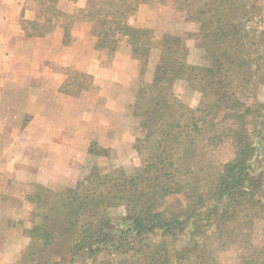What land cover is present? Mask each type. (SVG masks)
<instances>
[{
    "label": "trees",
    "instance_id": "1",
    "mask_svg": "<svg viewBox=\"0 0 264 264\" xmlns=\"http://www.w3.org/2000/svg\"><path fill=\"white\" fill-rule=\"evenodd\" d=\"M28 1L34 4L36 12L34 19L23 23L29 37L44 36L61 27L64 43L68 44L75 23L82 22L97 38L95 48L108 55L118 52L123 46H130L132 57L140 58L146 66L153 44L162 49L153 85L147 86V89L146 85H142L135 103L137 110L142 108L141 126H147L149 131L145 166L128 176L123 170H105L95 165L89 175L65 191H69L68 195L40 186L49 193L45 201L48 211L37 215L41 221L32 227L31 238H39L48 248L55 245L58 237L63 238L68 247V258L63 264H113L121 256H132L131 264H172L169 261L171 252L157 250V236L173 240L190 225L195 235L193 240H197L202 229L213 227L218 231L220 229L230 242L237 245L232 238L234 230L231 224L248 218L250 212L264 211V103L234 107L237 96L231 93L235 90L231 77L235 75H229V71L234 70L246 84L264 78V73L253 70L251 61L240 56L239 42L232 44L226 40H235L231 31L239 32L238 20L245 18L249 21L255 13L225 22L222 19L224 10H221L215 13L214 19L204 22L205 15L212 13L208 6L197 7L198 0H170L174 2L175 9L187 13L188 19H202L203 24L214 26V33L217 30L214 34L217 43H212L208 33L205 34L211 65L195 72L192 66L185 63L187 50L181 40L173 37L166 41L157 40L150 35L151 29L138 25L139 7L148 0H73L72 10L66 7L70 0ZM244 2L248 4L249 1ZM246 4L242 8H246ZM251 9L256 10V4ZM257 59H264L263 54L258 53ZM260 70L264 71V68ZM76 73V79L71 77L63 83L62 92L79 96L83 90L89 89L87 83L77 81V77H86L87 73ZM177 76L189 85L194 84L193 87L204 94L210 93L205 94L206 97L213 95L217 101H224L229 105L228 112L233 113V131L220 134L225 133L230 139L228 142L231 143L233 157L212 173L205 184L189 176L191 167L186 164V157L181 155V150L188 151L197 145L193 138L183 135L185 125L182 124V113L170 115L174 109H184L190 117L185 122L200 129L210 124L205 119L200 125L193 120L194 114L209 116L211 112L206 109L201 111L200 107L185 109V106L171 101L173 95L169 89ZM146 100L147 107L144 105ZM146 115L147 120L143 119ZM224 141V138L219 140L216 147ZM95 146V143L91 144L90 153L108 155L109 149L100 148L97 151ZM256 163L260 164L258 168H254ZM118 172L123 176H119ZM170 195L174 198L180 196L184 205L177 207L169 203L163 207V200ZM28 199L36 202L37 197L29 194ZM58 201L64 202L66 207L54 223L51 218L57 210ZM122 206L124 214L112 212ZM203 242L207 244L205 239ZM244 244L240 264H264V253L249 255ZM167 246L165 242L163 250ZM179 258L183 260L176 264L218 263L211 253L206 257L191 253ZM51 260L47 255L45 264H50Z\"/></svg>",
    "mask_w": 264,
    "mask_h": 264
},
{
    "label": "rangeland",
    "instance_id": "2",
    "mask_svg": "<svg viewBox=\"0 0 264 264\" xmlns=\"http://www.w3.org/2000/svg\"><path fill=\"white\" fill-rule=\"evenodd\" d=\"M248 1V4H246L244 0H215L212 2L198 0L196 1V6L201 8L208 6L209 9H212V13L205 15L204 22L210 21L211 18L214 19L215 13H219L221 10H224L222 19L225 22L228 19L232 21L234 17L248 16L255 13L249 21L245 18L238 20L237 24L239 25L237 28L239 32L231 31L235 40L233 38L226 40V42L232 44L239 42L241 44L239 50L242 52L240 56L250 60L252 69L263 74L264 71L260 69L264 68V59L258 60L257 57L258 53L264 56V0H258L256 3H254L255 0ZM72 3H75V1L70 0V3H66L67 9L72 10L74 7ZM245 4L246 8H242ZM254 4L257 6L256 10L251 9ZM173 5L174 2L170 0H148L142 3L139 10L142 8L144 10L147 9V11L138 12V25L151 29L150 35L157 40L162 41L165 39L166 41L171 37L181 40L186 48L185 50H187L185 63L192 66L195 72L196 70H203L209 67L211 65V56L209 49L205 46V38H207L205 34L208 33L212 43H217L214 36L217 30L214 33V26L211 23L203 24L202 19H188L186 12L175 9ZM26 6L36 16L34 4L27 0ZM73 31L74 33H82L88 30L87 26H79L74 28V30L72 29L71 32L73 33ZM68 41L74 44L73 34L68 38ZM86 46L89 48V45L86 44ZM118 52L120 56L116 59V53ZM118 52L112 55L102 52L94 62H82L79 65H58L48 59L41 60L39 63L41 72L46 73L45 76L41 74V79L39 80L41 99L47 96L49 84L50 87H55L71 77L76 79L75 77L78 76L76 71L78 73H87L86 77H77V81L82 80L89 86V89L83 90L77 97V103L54 100L53 118L57 119L58 124L60 123L57 127L64 126L63 135L69 137V140L78 136L82 140L89 141L90 144L95 143L94 150L98 148L97 151L100 148L107 147L106 144L108 143L112 145L108 147L110 151L107 156L96 155L89 151L81 152L76 165L67 161L68 155L52 154L55 165L73 166L71 169L69 167V169L66 168L63 171H59V169L50 171L57 178L56 182L58 184L67 183L68 175H71L72 178L75 175V179L77 174H74V172L76 171H78V180L85 178L91 173L95 165H99L105 170H123L128 176L145 166L147 160L146 143L149 140V131L147 126H141L142 108H140V111L137 110L135 103L138 89L142 85H146V89L147 86L153 85L155 68L160 62L162 49L157 44H153L149 51L146 66L143 65L140 58L132 57L130 46H123ZM85 68L89 70L86 71L84 70ZM98 68H105L109 71L99 75L97 73ZM51 73L54 78L47 77ZM231 74L235 75L231 77L233 81L232 87L235 89L231 93L237 96V103L234 107H238L240 104L257 105L264 103V78L260 77L246 84L241 81L234 70L229 71V75ZM180 77H176L171 89H169V92L173 95V97H170L171 101L185 106V109L200 107L201 111L206 109L211 112L209 116L203 113H197L193 116V120L195 119L200 125L205 119L209 122L210 126L205 128L201 126L204 129L202 132L200 131L201 128L199 129L194 125L190 126L185 122L190 117L184 109H174L170 115L174 114L176 116L182 113V124L185 125L183 135L193 138L197 145L188 151L186 149L184 151L181 150V155L186 157L188 160L186 164L191 167L188 170L189 176L205 184L209 182L212 173L233 157L231 143L228 142L230 139L225 133L220 135L222 132L231 133L233 131L232 121L234 118L231 116L233 113L228 112L229 105L225 104L224 101H217L213 95H211L212 97H206L205 94L210 95V93L204 94L200 89L193 87L194 84L189 85L185 79ZM21 81L23 80L20 79ZM103 84H105V90L102 89ZM93 93L97 94V97L91 99ZM29 94H31V90H18L17 102L20 104V100L26 99ZM103 95L105 100H102ZM97 100L99 101L97 103L98 106L96 105ZM144 105L147 107V100ZM55 108L57 109L56 111ZM33 110L35 111V108ZM229 113L230 115L228 116ZM29 117H31L29 114L25 116L24 126ZM143 119L147 120V115ZM72 120L75 124L81 126L80 130L72 126ZM107 134H110L111 139L108 142H104L106 136H108ZM223 138L225 141L216 147L218 141ZM56 141L59 142L58 139ZM32 142V140L28 141L25 137L17 139L8 134L7 136L2 135L0 136V149L3 152L4 149H9V151L12 149L11 153L4 157L7 161L8 155L9 158L13 159L16 157L17 144L25 148L26 145L31 147ZM181 155L178 156L181 157ZM77 165L78 170L75 169ZM259 165L256 163L254 168H258ZM12 168L13 166L10 164L9 168L5 170L8 175L13 172ZM118 175L123 176L121 172H118ZM40 186L48 187L46 177L42 176L39 180L32 182L24 181L21 177L17 180L7 176L0 178V204L5 209H9V211L14 210V213L9 215L8 220L0 218L2 222V224L0 222V226H16L19 229V231L11 233H5L6 230H0V257L8 260L9 264H45L47 255L52 259L50 264H63L68 258V247L63 238L58 237L55 245L48 248L44 246L42 240L31 238L30 236V231L34 224L41 221V218L37 215L41 211H48L45 201L48 199L49 193L42 190ZM58 192L65 193V191ZM29 194L36 195V202L28 199ZM68 194L69 191L65 193V195ZM175 197L174 195L166 197L163 200V207L169 203L177 207L184 205V201L180 196ZM64 204L62 201L56 203L57 210L52 214V222L55 223V219L62 215L64 207H66ZM260 210L250 212L248 218H243L239 222L231 224V228L234 230L232 238L237 245L230 242L220 229L218 231L213 227V229L211 227L202 229L197 240H193L192 237H195V235L190 225L184 233H180L173 240L165 239L158 235L156 248L160 252H171L169 261L172 264L181 263L183 259L179 258V256L184 254L187 256L191 253L199 257H206L211 253V256L218 262L217 264H240L243 255L242 243H245L244 245H246L249 255L264 253V211L259 212ZM117 211L121 215L124 214V206L118 210H112L113 213H117ZM204 239L207 244H203ZM165 242L168 243V246L166 250H163ZM131 258L132 256H121L113 264H131Z\"/></svg>",
    "mask_w": 264,
    "mask_h": 264
},
{
    "label": "crops",
    "instance_id": "3",
    "mask_svg": "<svg viewBox=\"0 0 264 264\" xmlns=\"http://www.w3.org/2000/svg\"><path fill=\"white\" fill-rule=\"evenodd\" d=\"M26 3L27 0H0V136H7L8 134L17 139L25 137L28 141L32 140L33 142L31 147L26 145L25 148L17 144L16 157L14 159L9 158L8 155L7 161L4 157L11 153L12 149L10 151L4 149V152L0 149V178L7 176L17 180L21 177L24 181L32 182L44 176L47 178L49 189L55 192H63L78 181V171L74 172V174H77L75 179V175L73 178L68 175L66 184H58L56 182L57 178L50 171L55 169L63 171L66 168L69 169V167L71 169L73 166L55 165V160L51 155H68L67 161L76 165L79 161L77 160L79 154L83 151H89L91 144L78 136L69 140V137L63 135L64 126L57 127L60 123L58 124L57 119L53 118L54 100L77 103L78 96L61 91L64 81L55 87H50L49 84L47 96L41 99L39 80L41 74L45 76L46 73L41 72L39 63L41 60L48 59L58 65H79L82 62H94L102 52L94 48L97 38L90 34L89 26L83 23L75 24L74 28L87 26L88 31L82 33H74L73 31L74 44L64 43V30L61 27H57L44 36H27L23 29V23L26 20L34 19L35 15L33 11L31 12V9L27 8ZM139 11L142 13L147 9L141 8ZM86 44L89 45V48ZM118 56H120L119 52L116 53V59ZM84 70L89 69L85 68ZM108 71L105 68H98L97 73L102 75L101 73H107ZM47 77L54 78V75L51 73ZM20 79L23 81L20 82ZM102 86V89L105 90V84ZM18 90H31V94L26 99L20 100V104L17 102L16 97ZM95 97H97V94L93 93L91 99ZM102 100H105L104 95ZM97 103H99L98 100L96 105ZM9 108L11 109L9 110ZM27 114L31 117L24 126V118ZM72 126H75L78 130L81 127L75 124L74 121ZM107 135L104 142L111 139L110 134ZM57 139L59 142L56 141ZM106 146L103 148L109 149L108 147L112 145L108 143ZM10 164L13 166V172L8 175L5 170L9 168ZM75 169L78 170V165ZM13 213L14 210L9 211L0 204V218L8 220L9 215ZM0 230H6L5 233L19 231L16 226L8 225L0 226ZM0 264H9V261L0 257Z\"/></svg>",
    "mask_w": 264,
    "mask_h": 264
}]
</instances>
